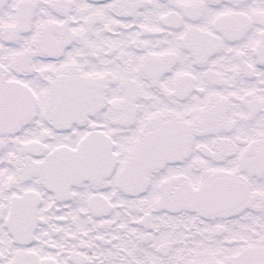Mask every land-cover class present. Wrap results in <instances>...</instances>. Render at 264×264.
Instances as JSON below:
<instances>
[{"label": "snow or ice", "instance_id": "obj_1", "mask_svg": "<svg viewBox=\"0 0 264 264\" xmlns=\"http://www.w3.org/2000/svg\"><path fill=\"white\" fill-rule=\"evenodd\" d=\"M0 264H264V0H0Z\"/></svg>", "mask_w": 264, "mask_h": 264}]
</instances>
